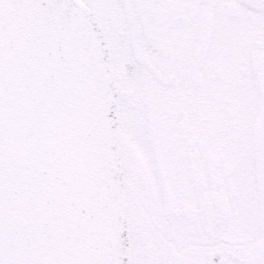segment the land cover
Masks as SVG:
<instances>
[{"label":"snow or ice","instance_id":"1","mask_svg":"<svg viewBox=\"0 0 264 264\" xmlns=\"http://www.w3.org/2000/svg\"><path fill=\"white\" fill-rule=\"evenodd\" d=\"M0 264H264V0H0Z\"/></svg>","mask_w":264,"mask_h":264}]
</instances>
